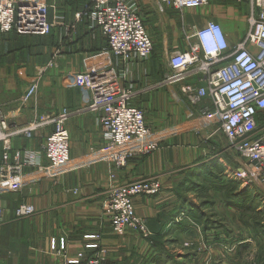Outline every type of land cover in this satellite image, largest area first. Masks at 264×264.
<instances>
[{"label": "crops", "instance_id": "0c3cea01", "mask_svg": "<svg viewBox=\"0 0 264 264\" xmlns=\"http://www.w3.org/2000/svg\"><path fill=\"white\" fill-rule=\"evenodd\" d=\"M127 1L136 3L144 24L157 14L161 29L159 49L154 45L151 56L140 63L119 64L113 55L103 53L105 41L98 29L90 30L86 19L75 22V15L83 10L86 0H47L48 21L53 23L47 36L0 34V47L3 44L0 109L16 124L25 125L41 113L85 107L90 102V94L74 86L73 76L114 69L120 85L134 94L129 104L142 110L145 124L153 140L158 142L154 152L132 156L119 170H113L109 163L97 157L84 165L90 150L98 151L103 145L99 114L73 115L65 123L69 136V170L54 178L46 169L48 161L40 153L47 132L32 139H12V153L20 150L39 153V163L45 170L26 167L20 192H0L3 212L0 264H65L78 253L92 255L95 251L86 249L88 244L106 250L102 264H168L170 260L179 263L183 252L168 255L153 247L154 244L146 247L141 238L120 237L111 232L102 208L110 186L143 179L158 180L160 193L135 198L134 208L154 237L158 235L165 242L169 238L179 243L185 231H193L194 226L185 221L189 219H183L178 192L191 182V177L207 174L210 168H218L224 175L225 171L230 172L229 165L222 160L226 149L217 138V126L202 118L203 110L210 106L209 99L203 98L191 106L180 92L179 84L168 85L162 81L170 72L166 64L168 52L185 49L183 36L191 27H202L205 22L213 21L221 26L230 49L240 42L249 27L248 0H242L240 5L234 0H212L204 8L182 13L172 9L160 13L154 0ZM51 46L60 47L55 58H52ZM50 62L52 66H48ZM39 75L36 98L20 105V99ZM214 152L220 156L218 162H211L216 157ZM1 155L0 145V162ZM21 204L32 205L34 214L16 219L14 210ZM172 235L175 236L170 238ZM87 236L94 238L86 239ZM195 258L191 259L192 263Z\"/></svg>", "mask_w": 264, "mask_h": 264}, {"label": "built area", "instance_id": "2783aa9c", "mask_svg": "<svg viewBox=\"0 0 264 264\" xmlns=\"http://www.w3.org/2000/svg\"><path fill=\"white\" fill-rule=\"evenodd\" d=\"M211 1L154 0V3L160 13L166 9L182 13L204 8ZM234 1L242 4V0ZM247 3L249 27L240 42L230 49L221 26L213 21L189 28L183 36L185 49L168 53L166 64L170 72L162 83L179 84L180 92L191 106L208 98L210 106L203 110L202 118L217 126L231 151L247 163L246 171L238 170L239 176H247L248 171L254 178H262L264 127L259 128L258 119L264 120V0H248ZM48 10L47 0H0V34L47 36L53 27L48 21ZM83 19L89 22L90 30L100 31L105 41L103 53L113 55L119 64L140 63L151 56L153 42L136 3L86 0L83 10L75 15V22ZM51 51L55 58L60 47H53ZM52 65V62L48 64ZM118 78L114 69L75 74L73 84L90 94L89 104L75 111L41 113L25 125L16 124L0 109V192H20L26 167H35L40 172L45 170L39 163L41 155L48 161L46 169L52 177L57 178L69 170V136L65 123L69 117L83 112L99 114L103 139L98 151L90 150L84 165L97 157L109 163L113 170H119L132 156L154 152L158 142L153 140L142 110L129 104L133 92L123 88ZM40 80L41 75L34 79L20 99V105L36 98ZM44 132L47 134L41 155L26 150L12 153V139H32ZM160 191L161 184L155 179L111 185L102 203L111 232L116 236L133 232L148 239L150 232L145 221L136 214L133 201L137 197L155 196ZM34 211L32 205L21 204L14 210V216L27 218ZM2 219L0 209V222ZM91 238L94 236L86 237ZM85 248L95 252L90 256L79 253L65 264H101L105 260V249L96 244H88Z\"/></svg>", "mask_w": 264, "mask_h": 264}, {"label": "rangeland", "instance_id": "374dc122", "mask_svg": "<svg viewBox=\"0 0 264 264\" xmlns=\"http://www.w3.org/2000/svg\"><path fill=\"white\" fill-rule=\"evenodd\" d=\"M157 21V14H154L144 25L148 29L153 46L156 45L158 50L161 29ZM39 60L42 62V59ZM262 127L263 122H260L259 128ZM217 138L226 149V154L221 156L229 165L230 172L225 171L224 175L218 168H210L207 174L191 177V182L177 195L180 206L183 201L185 207L191 206L190 211L196 212L194 221L186 215L183 216V219H189L185 221H189L194 230H186L184 237L178 239L179 243L169 238L165 242L158 235L154 237L147 225L150 232L148 239H143L133 232H127L120 237L136 236L147 243L146 247L151 248L150 243L154 244L153 247L158 245V250L165 251L168 255L173 252L172 256L183 252V259L179 263L170 260L168 264H264V177L254 178L248 171L247 176L240 177L238 170L246 171L247 163L231 151L228 143L225 144L220 131L217 132ZM213 155L216 157L211 162H218V153L214 152ZM244 189H247L245 207L227 206L228 197L238 195ZM194 257L196 258L192 263L191 259Z\"/></svg>", "mask_w": 264, "mask_h": 264}, {"label": "trees", "instance_id": "16d2710c", "mask_svg": "<svg viewBox=\"0 0 264 264\" xmlns=\"http://www.w3.org/2000/svg\"><path fill=\"white\" fill-rule=\"evenodd\" d=\"M2 46H3V44L1 45V49L3 48ZM51 47H53V46H51ZM1 49H0V52H1ZM258 122L259 123L260 122H264V120L261 117H259ZM192 175L194 176V174H192ZM195 176H197V175H195ZM246 196H247V189H244L238 195H235L233 197L232 196L228 197L227 206H231V207L235 206V207H239V208H244L245 207L244 206V204H245L244 203V201H245L244 199H245ZM181 204H182V206H180L179 209H183L182 214L186 215L187 218H189L192 221H194V219L196 217L195 216L196 212L190 211L191 210V206L190 207H187V206L185 207V205L183 204V201L181 202ZM155 248L158 250V249H160V246L155 245Z\"/></svg>", "mask_w": 264, "mask_h": 264}, {"label": "water", "instance_id": "95a60500", "mask_svg": "<svg viewBox=\"0 0 264 264\" xmlns=\"http://www.w3.org/2000/svg\"><path fill=\"white\" fill-rule=\"evenodd\" d=\"M251 168H253V166H251Z\"/></svg>", "mask_w": 264, "mask_h": 264}]
</instances>
